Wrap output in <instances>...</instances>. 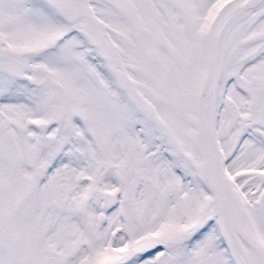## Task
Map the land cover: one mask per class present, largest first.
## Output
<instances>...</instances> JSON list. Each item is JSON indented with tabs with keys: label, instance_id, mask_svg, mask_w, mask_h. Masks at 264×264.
I'll use <instances>...</instances> for the list:
<instances>
[{
	"label": "snow or ice",
	"instance_id": "6c2138e0",
	"mask_svg": "<svg viewBox=\"0 0 264 264\" xmlns=\"http://www.w3.org/2000/svg\"><path fill=\"white\" fill-rule=\"evenodd\" d=\"M0 264H264V0H0Z\"/></svg>",
	"mask_w": 264,
	"mask_h": 264
}]
</instances>
